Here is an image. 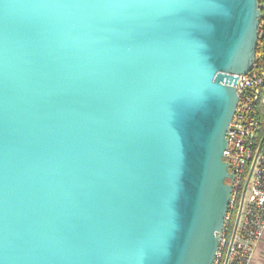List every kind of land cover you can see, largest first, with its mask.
I'll use <instances>...</instances> for the list:
<instances>
[{
    "label": "water",
    "instance_id": "95a60500",
    "mask_svg": "<svg viewBox=\"0 0 264 264\" xmlns=\"http://www.w3.org/2000/svg\"><path fill=\"white\" fill-rule=\"evenodd\" d=\"M257 0H0V264H212Z\"/></svg>",
    "mask_w": 264,
    "mask_h": 264
},
{
    "label": "built area",
    "instance_id": "2783aa9c",
    "mask_svg": "<svg viewBox=\"0 0 264 264\" xmlns=\"http://www.w3.org/2000/svg\"><path fill=\"white\" fill-rule=\"evenodd\" d=\"M258 38L264 47V0ZM252 69L238 76V103L226 132L223 153L233 175L232 190L212 264H248L264 236V51Z\"/></svg>",
    "mask_w": 264,
    "mask_h": 264
},
{
    "label": "crops",
    "instance_id": "0c3cea01",
    "mask_svg": "<svg viewBox=\"0 0 264 264\" xmlns=\"http://www.w3.org/2000/svg\"><path fill=\"white\" fill-rule=\"evenodd\" d=\"M251 256L248 264H264V236L254 248Z\"/></svg>",
    "mask_w": 264,
    "mask_h": 264
},
{
    "label": "trees",
    "instance_id": "16d2710c",
    "mask_svg": "<svg viewBox=\"0 0 264 264\" xmlns=\"http://www.w3.org/2000/svg\"><path fill=\"white\" fill-rule=\"evenodd\" d=\"M256 47V53L258 54L259 52L264 51V47L261 46L260 42L257 40V45Z\"/></svg>",
    "mask_w": 264,
    "mask_h": 264
}]
</instances>
